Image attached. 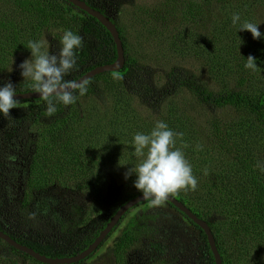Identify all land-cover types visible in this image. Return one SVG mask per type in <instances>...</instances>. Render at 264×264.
Here are the masks:
<instances>
[{"label": "trees", "instance_id": "trees-1", "mask_svg": "<svg viewBox=\"0 0 264 264\" xmlns=\"http://www.w3.org/2000/svg\"><path fill=\"white\" fill-rule=\"evenodd\" d=\"M84 1L116 24L125 66L87 80V94L72 105L57 104L53 116L47 115L40 97L20 99L11 116H0V229L49 257L80 253L123 204L140 194L133 187L134 174L125 180V174L116 178L111 173L121 183L114 198V184L105 181L102 168L117 164L127 172L134 167V134L150 132L157 120H164L184 133L176 147L182 148L198 179L196 191L172 195L209 223L223 264H264V40L239 31L231 20L238 12L241 23L261 22L258 29L264 33V0H152L130 12L131 24L113 16L116 0ZM63 29L83 37L78 69L66 79L116 60L110 31L68 0H0V85L10 80L16 93L33 91L30 82L20 81V73L10 79L5 74L13 61L30 58L29 40L45 37L50 51L59 54ZM131 31L137 32L138 44L146 36L162 37L157 52L179 55L178 63L165 66L171 87L158 91L155 84H131L137 65L152 61V54L134 46ZM249 55L257 58L258 71L245 68ZM190 57L202 65L200 73L178 72ZM155 91L167 97L184 93L189 99L181 105L176 101L177 107L173 104L163 115L159 104L157 116L138 113L137 98H149ZM192 105L207 111L206 122L190 115ZM226 109L234 113L226 115ZM211 110L219 113L212 115ZM113 136L112 143L103 142ZM58 185L92 195L96 204L65 209L64 200L51 194ZM164 204L173 213L146 200L121 217L108 236L118 232L108 247L112 260L107 264H215L200 225L170 201ZM30 219L46 220L51 233L37 231ZM136 251L138 260L132 256ZM93 256L101 254L71 264H90ZM0 264L47 263L0 238Z\"/></svg>", "mask_w": 264, "mask_h": 264}, {"label": "clouds", "instance_id": "clouds-1", "mask_svg": "<svg viewBox=\"0 0 264 264\" xmlns=\"http://www.w3.org/2000/svg\"><path fill=\"white\" fill-rule=\"evenodd\" d=\"M231 20L239 31L247 30L253 39L264 40V33L258 29L259 23H241L238 12L233 13ZM59 44V54H55L50 51L47 38L29 40L26 49L30 50V58L18 66L24 81L30 82L33 91L39 93L45 102L48 116L57 112V104L72 105L88 91L86 80L66 79L78 69L77 51L83 47V37L70 29H63ZM244 66L253 72L260 68L257 58L252 55L246 58ZM15 97L16 87L10 80L0 85V116L7 118L11 116V109L20 106ZM183 135V132L171 129L166 121L157 120L150 132H136L133 136V155L138 163L128 169L124 178L127 180L134 174L133 187L153 206L163 205L171 194L180 190H197L198 179L193 174L192 165L182 148L176 147L177 139H182ZM207 174L205 169L204 175Z\"/></svg>", "mask_w": 264, "mask_h": 264}, {"label": "rangeland", "instance_id": "rangeland-1", "mask_svg": "<svg viewBox=\"0 0 264 264\" xmlns=\"http://www.w3.org/2000/svg\"><path fill=\"white\" fill-rule=\"evenodd\" d=\"M152 3V0H116L115 1V5L114 8L111 10L112 14L114 17H117L119 19L120 22L125 23L126 20L131 24V20H130V15L134 8L139 4H145V3ZM129 13V16H127V14ZM127 24V22H126ZM261 22L260 25L258 26V28L261 26ZM131 26V25H129ZM135 27V26H134ZM132 28V27H131ZM130 34V40L132 42H134V46H136V48L140 51H146L151 55L152 57V61L151 60H146V64L144 63H140L139 65H137L133 75L130 78V82L131 84H133V82L136 83L137 87H139L140 85H149V84H155L157 90L159 89V87L163 90V89H168V87H171L172 83L169 81V79H166L167 77V73L165 71L166 69V65L169 62H177L178 56L176 53H163V54H159L157 52L158 50V43L161 41L162 37H149L146 36V40L142 41V44H138L137 42L140 41V38H137V32H129ZM138 35H140V33H138ZM143 46V47H142ZM158 59H162L160 61V63L158 64L157 61ZM25 59H23L22 57H20L18 59V63L13 62V64L11 66H9L8 69H10L5 76L7 77V79H10L13 75H17V72L20 73L21 70L19 69V64L22 63ZM202 65L199 63L198 60H196L193 57H190V59H187L186 62H181L179 64L178 67V72L184 71V69L187 71V73H191L194 69L198 71V73H200V68ZM12 69V70H11ZM24 80L23 77L20 78V81ZM149 83V84H148ZM221 88V86H218L217 89ZM159 91V90H158ZM158 91H155L153 93H148L149 98H143L142 96L137 98L138 103L140 104V107L136 105L137 108V112L141 113V115L143 116H148L149 114H153L154 116H157V112H156V106L159 104V106L161 107V114H164L165 112H168L169 109L173 108V104H175L174 106L177 107V102L176 101H180V105L183 103L184 104V100L185 99H189V97L184 94V93H179V96L176 95H172V96H168L165 95V93L162 92V94ZM160 95L162 96V99L160 100ZM155 103V104H154ZM179 105V106H180ZM212 115L214 114H218L219 110H216L213 112V110H211ZM190 115L194 117L195 120H199L197 117L202 118L203 122H206V117H208L209 115L207 114V111L205 109H196L195 105L191 106V112L189 111ZM224 114L226 113H234V109H226L225 112H223ZM148 114V115H147ZM227 115V114H226ZM159 116V115H158ZM156 118V117H155ZM155 118H153L155 120ZM202 121L200 123H203ZM149 124L153 123V121H149ZM116 137H110V138H104L103 142H109L112 143L113 140ZM121 139H125L124 137H121ZM129 140V139H128ZM117 164H110L107 165L105 167L102 168L104 175H106V180H108L109 183H113L114 184V190H115V194L113 195L114 198H117L119 196V194L117 193V189L119 187V185L121 183L118 182V180L116 178L118 177H123L122 175H124L126 173V166L124 167L123 170L119 169L118 167H116ZM117 172V173H116ZM111 173H113L115 175V177L110 176ZM116 174L118 176H116ZM103 175V177H104ZM54 189H52L53 192H51V194L53 195H58L61 199L64 200V205L63 207L66 209L67 207L69 209H71V207H73V205H77L78 206V210L80 209V206L86 207V208H92L95 204L96 201L94 199V197L92 195H87L85 193L79 192L75 189H73L72 187L69 186H62V185H58L53 186ZM110 192V190H109ZM109 192L106 194V197H110L109 196ZM56 193V194H55ZM164 207L165 210L173 213V210L168 207L166 204L161 205ZM161 206H157V207H161ZM137 210H135L136 212ZM30 225L36 227L37 231L39 230L42 234H50V230L47 228L48 227V223L46 220H39V219H30ZM124 225V223H122L121 227ZM29 229L34 230L32 227H28ZM118 233V232H116ZM116 233L114 232L113 236H111L108 242L104 243V246L100 249V254L101 256L98 257H102V258H98L95 256H93L91 258L90 264H107V262L112 260V255L108 253V247L112 245V242L114 241L115 237H116ZM132 256H136L137 259L139 258V256H137V251L136 254L135 252L132 253ZM140 264V262L138 263Z\"/></svg>", "mask_w": 264, "mask_h": 264}, {"label": "water", "instance_id": "water-1", "mask_svg": "<svg viewBox=\"0 0 264 264\" xmlns=\"http://www.w3.org/2000/svg\"><path fill=\"white\" fill-rule=\"evenodd\" d=\"M69 2L73 3L75 6L85 10L89 14L96 17L112 34L114 41L116 42L117 46V58L113 63H108L104 65L97 66L90 71L86 72L76 80H89L92 77L106 72V71H119L123 69L126 63V57H125V49L123 45V41L120 37V33L118 31V28L116 24L106 15H104L99 10L91 7L86 3L84 0H68ZM40 97L39 93H36L34 91L29 92H20L16 93V99H31V98H38ZM173 205L181 209L184 213H186L195 223L200 225V227L205 231L207 235L208 242L210 244L211 250L214 254L215 258V264H223V259L221 256V253L218 249L215 235L209 225V223L198 217L185 203L177 199L172 194L170 195L169 199H167ZM142 201H146L142 199V194H138L135 197L128 200L125 204H123L118 211L111 217L110 221L107 223L106 227L101 230L100 234L95 238V240L83 251L76 255L67 256V257H49L45 254H42L35 249L19 243L15 238H13L9 233L4 231L3 229H0V238L4 240L9 245L13 246L14 248L23 251L30 256L34 257L40 262L47 263V264H71L78 262L82 259L87 258L90 256L93 252L97 250L99 245L106 239V237L109 235V233L112 231L114 226L119 222L121 217L132 207L139 204Z\"/></svg>", "mask_w": 264, "mask_h": 264}, {"label": "flooded vegetation", "instance_id": "flooded-vegetation-1", "mask_svg": "<svg viewBox=\"0 0 264 264\" xmlns=\"http://www.w3.org/2000/svg\"><path fill=\"white\" fill-rule=\"evenodd\" d=\"M109 18H110V17H109ZM137 205H138V204H137ZM135 206H136V205H135ZM135 206H134V207H135ZM132 208H133V207H132ZM130 209H131V208H130ZM110 219H111V218H110ZM109 221H110V220H109ZM109 221H108V222H109ZM117 224H118V223H117ZM117 224H116V225H117ZM116 225H115V226H116ZM115 226H114V228H115ZM114 228L112 229V231L114 230ZM112 231H111V232H112ZM100 232H101V231H100ZM111 232H110V233H111ZM114 232L116 233L117 231H114ZM8 233H9V232H8ZM110 233H109V234H110ZM99 234H100V233H99ZM113 234H114V233H113ZM113 234H112L111 236H113ZM108 236H109V235H108ZM108 236H107V237H108ZM111 236H110V237H111ZM107 237H106V239H105V240L99 245V247L102 248V247L104 246V243H106V242H108V241L110 240V239H109L110 237H108V238H107ZM99 247H98L97 250H96L95 252H93V253H95V254L99 253V251H100V249H101V248H99ZM135 257H136V256H135ZM136 258H137V257H136ZM137 260H138V259H137Z\"/></svg>", "mask_w": 264, "mask_h": 264}]
</instances>
